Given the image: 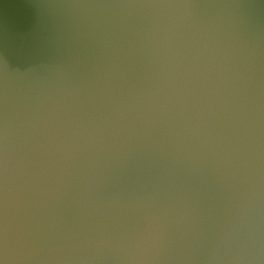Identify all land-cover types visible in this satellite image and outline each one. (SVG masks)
Returning <instances> with one entry per match:
<instances>
[{
  "label": "clouds",
  "instance_id": "obj_1",
  "mask_svg": "<svg viewBox=\"0 0 264 264\" xmlns=\"http://www.w3.org/2000/svg\"><path fill=\"white\" fill-rule=\"evenodd\" d=\"M0 264H264V0H0Z\"/></svg>",
  "mask_w": 264,
  "mask_h": 264
}]
</instances>
